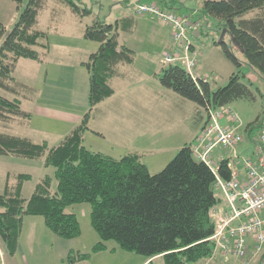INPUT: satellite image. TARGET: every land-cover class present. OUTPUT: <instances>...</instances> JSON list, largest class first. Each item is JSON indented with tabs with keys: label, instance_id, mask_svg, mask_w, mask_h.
Segmentation results:
<instances>
[{
	"label": "trees",
	"instance_id": "trees-1",
	"mask_svg": "<svg viewBox=\"0 0 264 264\" xmlns=\"http://www.w3.org/2000/svg\"><path fill=\"white\" fill-rule=\"evenodd\" d=\"M20 5L23 0H16ZM79 17L91 14L82 0H60ZM163 9L177 11L187 0H155ZM47 0H29L13 28L0 45V88L18 95L28 86L19 82L14 72L21 58L43 62L51 51L49 33L38 30L40 12ZM205 15L224 21L233 46L240 49L245 63L264 80V0H204ZM254 12V16L247 17ZM132 16L109 24L101 19L88 26L84 37L100 43L88 61L83 62L90 74L89 110L80 124L58 145L0 131V155L44 158L46 167H55V176L47 175L26 199L22 187L29 174H20L15 188L9 183L0 195V244L10 254L18 250L26 216H43L47 227L64 239L82 233L79 219L66 212L68 206L91 204V223L101 241L93 253L106 249L114 240L129 252L147 259L162 258L164 264H198L210 260L214 242L210 239L216 224L211 210L220 202L216 194V177L212 169L198 160L191 144L182 147L163 170L152 173L138 153L120 159L94 152L85 145L86 133L96 107L115 94L112 80L121 64H133L135 52L121 44V31H132ZM6 28L0 24V36ZM225 56L241 66L232 46L221 40ZM36 47H40V52ZM162 86L194 101L202 108L229 105L239 99L256 100L257 95L238 74L228 85L213 90L210 82L194 81L180 63H170L157 75ZM31 114L23 109L19 97L0 95V122L25 119ZM228 161L219 165L220 174L231 176ZM54 179L58 191L54 193ZM92 253L69 255L71 262L91 258Z\"/></svg>",
	"mask_w": 264,
	"mask_h": 264
},
{
	"label": "rangeland",
	"instance_id": "rangeland-1",
	"mask_svg": "<svg viewBox=\"0 0 264 264\" xmlns=\"http://www.w3.org/2000/svg\"><path fill=\"white\" fill-rule=\"evenodd\" d=\"M28 1L23 0L19 5L16 0H0V24L6 28L4 35L0 36V45L19 19ZM151 3L156 1L82 0V6L90 8L91 14L79 17L66 3L47 0L45 8L40 12L36 28L49 33L50 42L56 45V51L51 58H44V63L21 58L14 76L28 88L21 89L18 95L0 88V95L9 99L19 97L24 102V109L30 112L42 105L41 100L44 103H64L67 107L65 110L78 104L88 105L87 94L82 100L81 89H72L74 83L80 79L85 78L88 81V70L82 62L88 61L90 54L96 52L100 46L99 42L84 37L86 28L93 25L97 19L112 24L117 19L135 14L139 24L134 26L133 31H121L119 38L121 44L133 48L135 61L133 64H127L124 73L112 80L117 95L93 111V120L91 119L89 125L102 135L88 132L84 145L91 151L114 155L138 149L142 160L148 162L151 172H160L165 168L166 162L169 163L176 156L177 150L185 146L189 136L195 137L200 133V126L203 122L205 124L207 112L194 101L162 86L159 82L157 75L169 64L165 62V53L172 45V32L171 27L157 16L150 13L137 14V4ZM203 4L204 0H187L178 13L190 15L202 23L194 37L200 36L194 39L198 49L197 71L211 83L213 90L225 87L231 76L238 74L241 81L257 95L256 100L239 99L229 104L230 109L240 119V130L249 147L248 151L240 150V153L247 155L254 148L250 135L256 138L264 128V80L253 73L252 67L245 63L243 53L233 46L229 33L223 27L224 21L205 15L202 11ZM252 16L254 12L247 15ZM221 40L232 46L242 63L241 66L237 67L225 56ZM36 48L42 52L40 47ZM143 114L151 115L145 123L141 120ZM20 121L21 124L17 122L11 129H5L2 126L5 123L0 122V131L21 136L32 134L37 142L47 139L53 147L61 142L69 130L68 127L52 125L53 123L50 124L45 118L37 116H34L33 121L27 118ZM245 143L240 147H244ZM221 152L231 154V149L219 146L213 154L216 157ZM55 171V167L44 165V158L0 155V195L4 194L7 183L15 188L18 176L29 174L31 179L26 180L22 187L23 197L29 199L44 177H54ZM52 191H58L57 179H54ZM66 212L75 214L79 219L82 230L79 237L61 238L47 227L43 216H26L19 251L14 255L10 254L0 244V264H74L76 262L69 260L72 252H91L92 256L94 255L93 264H144L145 256L122 249L114 240L105 242L106 249L92 252L101 238L91 223L90 203L68 206ZM63 245H74V249L66 255L62 250ZM213 258L215 259L211 260ZM218 258V255H212L209 264H215V261L220 260ZM223 262L244 264L236 257H229ZM146 264L164 262L158 257ZM248 264L258 263L254 259Z\"/></svg>",
	"mask_w": 264,
	"mask_h": 264
},
{
	"label": "built area",
	"instance_id": "built-area-1",
	"mask_svg": "<svg viewBox=\"0 0 264 264\" xmlns=\"http://www.w3.org/2000/svg\"><path fill=\"white\" fill-rule=\"evenodd\" d=\"M137 14H153L164 20L172 32V45L165 53V62L181 64L194 81H205L197 71L198 50L194 37L200 29V20L190 15L163 9L158 3L137 4ZM206 77V76H205ZM206 122L191 145L194 156L205 162L216 177V194L220 199L211 210L215 221L213 256L236 257L248 264L254 259L264 264V128L256 138L250 135L252 153L242 155L240 146L245 137L238 115L229 105L208 106ZM231 149V154L213 152L217 147ZM228 161L231 172L226 179L220 174L219 165Z\"/></svg>",
	"mask_w": 264,
	"mask_h": 264
},
{
	"label": "crops",
	"instance_id": "crops-1",
	"mask_svg": "<svg viewBox=\"0 0 264 264\" xmlns=\"http://www.w3.org/2000/svg\"><path fill=\"white\" fill-rule=\"evenodd\" d=\"M181 14H183V13H181ZM132 17L134 18V20H135V26L137 25V24H139V22L137 21L138 20V17H137V15H132ZM135 28V27H134ZM133 28V29H134ZM133 31V30H132ZM198 37H200L199 35H198ZM198 37H196V38H198ZM195 38V39H196ZM50 44H51V51H50V53H49V55L47 56V59H49V58H51V56L54 54V52L56 51V45L54 44V43H52V42H50ZM194 44H195V40H194ZM196 45V44H195ZM128 46V45H127ZM130 47V46H129ZM197 47V46H196ZM131 49H133L132 47H130ZM92 54V53H91ZM90 54V55H91ZM90 57V56H89ZM19 62V61H18ZM82 62V61H81ZM40 63H44V62H40ZM83 63V62H82ZM81 64V63H80ZM17 68V67H16ZM125 68H127V64H121L119 67H118V74H117V76H116V78L117 77H119V76H121L123 73H124V71H125ZM81 80V81H80ZM77 83H74V85L72 86V89H74V88H78V89H81V93H82V100L85 98V94H87V97H88V95H89V89H90V74H89V72H88V77H87V80L88 81H86L85 80V78H82V79H80ZM25 84V83H24ZM116 91V90H115ZM117 95V91L115 92V94H114V96H112L111 98H109V99H107V100H110V99H112L113 97H115ZM106 101H104V102H102L101 104H99L97 107H96V109H99V107L103 104V103H105ZM125 102V101H124ZM41 104L42 105H38L37 106V108L34 110L33 109V112H30L29 110H25L24 109V102L22 101V106H23V109L25 110V111H27L28 113H30L31 114V117H29L28 119H30V120H34V116L36 117H40V118H45L46 120H48V122L50 123V124H52V125H62L63 127H68V132L66 133V134H64V136H63V139L68 135V134H70L79 124H80V122L82 121V118L84 117V115L88 112V110H89V102H88V105L87 104H84V105H80V104H78V106H76V107H74V108H70L69 110H65V109H67V107L64 105V103L62 104V103H60V102H58V103H44V101H42L41 100ZM151 118V115H147V114H143L142 116H141V120L145 123L148 119H150ZM21 119H17V120H12V121H10L9 123H5V124H3L2 126H4L5 127V129L7 128V129H11V127L13 126V124H15V123H17V122H19V124H21V121H20ZM93 120V119H92ZM91 120V121H92ZM91 121H90V123H91ZM203 125H204V122L201 124V126H200V130H202V127H203ZM13 129V128H12ZM145 129H146V124H145ZM90 131H93V132H95V134H98V135H102V133L101 132H99L98 130H94L93 128H92V126H90V130L88 131V132H90ZM87 132V133H88ZM201 132V131H200ZM87 133H86V136H87ZM147 134V133H146ZM200 134V133H199ZM199 134L197 133V135L195 136V137H193V136H189V138H188V140H186V142H185V145H186V143L187 144H193L195 141H196V139H197V137L199 136ZM22 136H26V137H29V138H31V139H33L34 141H36L37 142V140L34 138V136H32V134H26V135H22ZM62 139V140H63ZM192 139V140H191ZM61 140V141H62ZM44 141H49V140H47V139H45ZM245 143V142H244ZM50 144V143H49ZM246 144V143H245ZM182 147H184V146H182ZM241 148V150H245V151H248V149H249V147L247 146V144L244 146V147H240ZM181 149V148H180ZM179 149V150H180ZM179 150H177V152L179 151ZM144 151V150H143ZM177 152H176V154H177ZM104 153V152H103ZM130 153H138V154H140L141 155V152H139V150L138 149H135V150H132V151H128L126 154H116V155H114V154H111V153H105V154H109V156H112V157H114V158H117V159H120V158H122L123 156H125V155H127V154H130ZM144 153V152H143ZM175 154V155H176ZM141 157H142V155H141ZM143 161V160H142ZM170 161V160H169ZM147 166H148V168H149V164H148V162H145V161H143ZM167 163L168 162H166V164L165 165H167ZM149 170H150V168H149ZM151 171V170H150ZM160 171V170H159ZM158 171H156V172H153V173H157ZM20 244V243H19ZM64 247H63V251H64V253H66V255H68V253L72 250V249H74V245H63ZM19 249H20V245L18 246V250L17 251H19ZM80 250V249H79ZM80 251H82V250H80ZM94 256V255H93ZM91 257V258H89V259H86V260H83V261H77L76 263H74V264H93L92 263V260H93V258L94 257ZM218 259H220V260H217V261H215L214 263L215 264H224V262H223V260H225V259H227L228 257H226V256H222V255H218ZM216 258V257H215ZM215 258H213V259H211V260H214ZM156 258H154V259H145V261H144V264H146V263H148L149 261H154ZM209 262H210V260H207L206 261V263H208L209 264Z\"/></svg>",
	"mask_w": 264,
	"mask_h": 264
}]
</instances>
